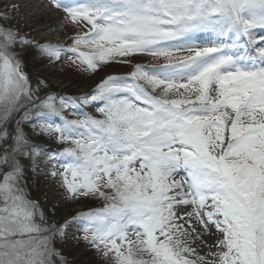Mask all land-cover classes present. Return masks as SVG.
<instances>
[{
  "label": "snow or ice",
  "instance_id": "obj_1",
  "mask_svg": "<svg viewBox=\"0 0 264 264\" xmlns=\"http://www.w3.org/2000/svg\"><path fill=\"white\" fill-rule=\"evenodd\" d=\"M38 7L75 35L39 43L16 26L20 5L0 12V264H68L72 228L105 264H264V0ZM30 48L90 77L130 71L84 95L41 96ZM38 159L67 200L101 206L56 219L28 190Z\"/></svg>",
  "mask_w": 264,
  "mask_h": 264
},
{
  "label": "rangeland",
  "instance_id": "obj_2",
  "mask_svg": "<svg viewBox=\"0 0 264 264\" xmlns=\"http://www.w3.org/2000/svg\"><path fill=\"white\" fill-rule=\"evenodd\" d=\"M25 3L13 0H0V12L10 10L11 5H20L19 12H13L16 26L21 32L28 34L29 39L39 43L68 44L69 37L75 35L70 24H63L62 12L48 9L41 6L47 0H26ZM139 63L152 66L150 58H144ZM25 71L32 80L35 88L39 81H44L47 87H42L38 95L54 94L57 96H78L90 92L95 85L109 74L124 75L130 71L127 66H117L108 68L101 72L99 76L90 77L82 71L71 66V62L65 57L61 61L50 64L37 51L30 48L25 56ZM90 114L97 115L94 110L89 109ZM73 118V117H70ZM35 143L49 151H60L62 145L47 136H37ZM46 166L52 169L51 163H45L43 159H38L33 171V165L28 163V190L34 200L50 211L55 212L56 219L61 222L70 221L74 215L81 211H87L93 207L101 206L94 201H70L65 198V191L60 186L59 180L49 175L37 173V167ZM75 229L69 230V238L63 247V254L68 260V264H105L104 259L95 250L78 242L72 238L71 233Z\"/></svg>",
  "mask_w": 264,
  "mask_h": 264
},
{
  "label": "bare ground",
  "instance_id": "obj_3",
  "mask_svg": "<svg viewBox=\"0 0 264 264\" xmlns=\"http://www.w3.org/2000/svg\"><path fill=\"white\" fill-rule=\"evenodd\" d=\"M18 2H22L25 3V5H28V2H25L26 0H17ZM45 3H42L41 5H43ZM50 171V168L46 167V166H39L37 167V173L40 175H45ZM206 239H208V237H205Z\"/></svg>",
  "mask_w": 264,
  "mask_h": 264
}]
</instances>
